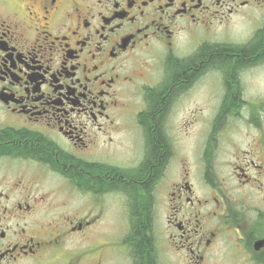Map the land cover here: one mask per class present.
<instances>
[{
  "label": "flooded vegetation",
  "instance_id": "obj_1",
  "mask_svg": "<svg viewBox=\"0 0 264 264\" xmlns=\"http://www.w3.org/2000/svg\"><path fill=\"white\" fill-rule=\"evenodd\" d=\"M245 70L264 71V0H0V264H264ZM211 71L224 96L178 170L174 106Z\"/></svg>",
  "mask_w": 264,
  "mask_h": 264
},
{
  "label": "rangeland",
  "instance_id": "obj_2",
  "mask_svg": "<svg viewBox=\"0 0 264 264\" xmlns=\"http://www.w3.org/2000/svg\"><path fill=\"white\" fill-rule=\"evenodd\" d=\"M227 32V31H226ZM215 33H207L205 37L209 43L214 41H224L221 37L214 35ZM247 34V25L245 21H237V23L230 28L228 31V36L230 39L240 38ZM194 46V44H191ZM193 46L191 49H193ZM239 79L241 81L240 88L242 98H248L257 95H264V71H254L246 72L243 71L239 74ZM204 89L196 91L192 95H188L189 100L184 104H175L173 112V122L170 123L173 127V131L178 138L175 140L178 142L177 152V167L181 170L184 165L182 163L183 157L190 155L189 153H184L192 151L198 143V138L201 133L213 129V115L214 111L212 107L207 106L209 102H217L224 96V91H222V76L216 71H211L206 75V81H204ZM223 95V96H222ZM177 103V102H176ZM205 106H207L205 108ZM205 115L201 121L199 117ZM228 125L223 128L226 131L234 132H246V124L244 121L235 120L234 122L227 123ZM128 143H126L125 148L122 150L123 153L129 151ZM127 149V150H126ZM115 153L121 156V150L114 148ZM191 157V155H190ZM192 158V157H191ZM191 158H187L188 161ZM168 186V183H167ZM167 186L164 185L162 188V195H166ZM159 240L163 241V237L159 234Z\"/></svg>",
  "mask_w": 264,
  "mask_h": 264
},
{
  "label": "trees",
  "instance_id": "obj_3",
  "mask_svg": "<svg viewBox=\"0 0 264 264\" xmlns=\"http://www.w3.org/2000/svg\"><path fill=\"white\" fill-rule=\"evenodd\" d=\"M207 49H210V50H211V49H215V48H210V47H208Z\"/></svg>",
  "mask_w": 264,
  "mask_h": 264
}]
</instances>
